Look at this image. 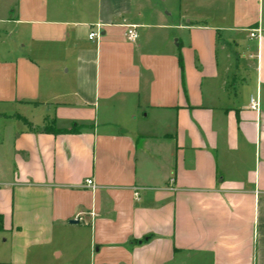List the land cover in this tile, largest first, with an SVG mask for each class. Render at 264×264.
Listing matches in <instances>:
<instances>
[{"label": "crops", "instance_id": "obj_1", "mask_svg": "<svg viewBox=\"0 0 264 264\" xmlns=\"http://www.w3.org/2000/svg\"><path fill=\"white\" fill-rule=\"evenodd\" d=\"M0 220V264H264V0H0Z\"/></svg>", "mask_w": 264, "mask_h": 264}, {"label": "built area", "instance_id": "obj_2", "mask_svg": "<svg viewBox=\"0 0 264 264\" xmlns=\"http://www.w3.org/2000/svg\"><path fill=\"white\" fill-rule=\"evenodd\" d=\"M127 35H128V38H130L132 40L136 37V34L133 33L132 29L127 31ZM261 35H262V31L259 28L251 29L249 31V37H251V38H260ZM88 37H89V39L98 38L99 37V31L98 30L90 31ZM249 107H250V109H253V110H257L258 109V102L253 97L250 98ZM85 183H86L87 186H90L91 188H94L93 180L91 178H87L85 180Z\"/></svg>", "mask_w": 264, "mask_h": 264}, {"label": "trees", "instance_id": "obj_3", "mask_svg": "<svg viewBox=\"0 0 264 264\" xmlns=\"http://www.w3.org/2000/svg\"><path fill=\"white\" fill-rule=\"evenodd\" d=\"M44 130H48V128H44ZM52 130H53L54 132H56V130H54L53 128H52ZM71 131H75V129H71ZM1 227H2V225H1V220H0V229H1Z\"/></svg>", "mask_w": 264, "mask_h": 264}, {"label": "water", "instance_id": "obj_4", "mask_svg": "<svg viewBox=\"0 0 264 264\" xmlns=\"http://www.w3.org/2000/svg\"><path fill=\"white\" fill-rule=\"evenodd\" d=\"M73 222H77V221H73Z\"/></svg>", "mask_w": 264, "mask_h": 264}]
</instances>
